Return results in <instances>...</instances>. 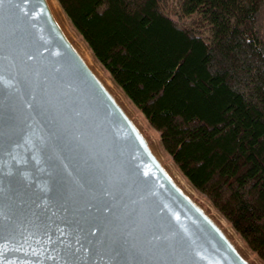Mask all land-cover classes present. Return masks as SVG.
<instances>
[{
    "label": "water",
    "instance_id": "1",
    "mask_svg": "<svg viewBox=\"0 0 264 264\" xmlns=\"http://www.w3.org/2000/svg\"><path fill=\"white\" fill-rule=\"evenodd\" d=\"M60 18L49 0H0V206L15 219L0 264H112L113 243L120 264H258ZM36 181L51 191L38 208Z\"/></svg>",
    "mask_w": 264,
    "mask_h": 264
},
{
    "label": "trees",
    "instance_id": "2",
    "mask_svg": "<svg viewBox=\"0 0 264 264\" xmlns=\"http://www.w3.org/2000/svg\"><path fill=\"white\" fill-rule=\"evenodd\" d=\"M57 1L180 172L264 262V0Z\"/></svg>",
    "mask_w": 264,
    "mask_h": 264
},
{
    "label": "rangeland",
    "instance_id": "3",
    "mask_svg": "<svg viewBox=\"0 0 264 264\" xmlns=\"http://www.w3.org/2000/svg\"><path fill=\"white\" fill-rule=\"evenodd\" d=\"M171 2V1H170ZM59 10L62 14L63 17V21H65V25L67 27V29L70 32L71 37L73 38V40L76 43H79L82 45V47L90 54L89 57L91 60H93L94 65H96L98 67V69L101 71V74L104 75L114 86L116 93H120L121 94V100H123V102L126 104V106L128 107V109L131 111V113L133 114V116H135L136 118H138L139 122L141 123V125L143 126V128L145 129L147 135L150 137L156 151L158 152V154L161 156V158L171 167V170L174 172V174L177 176V178H181V180L183 182L186 183L187 186L190 187L191 191L198 197L200 198L205 205L210 209V211L212 212V214L218 218L220 221H223V223L228 226V228L232 229V231L235 232V234L237 235L239 241L241 242V244L246 248V250L249 252V254L253 257H256V260L258 261V264H264V262L262 260L259 259V257L246 245V243L243 241V239L240 237V235L235 231V229L232 227V225L225 219V217L214 207V205L210 202V200L201 192H199L198 190H196L191 184L190 182L185 178V176L180 172V170L178 169V167L175 165V163L172 161L170 155L164 150V148L161 145L160 142V138H159V134L156 130H154L149 123L147 122V120L144 118V116L140 113V111L131 103V101L127 98V96L123 93V91L113 82V80L111 79L110 75L108 74V72L103 68V66L93 57L90 49L87 47V44L84 42V40L82 39V37L77 33V31L72 27L70 21L68 20V18L66 17L65 13L63 12V10L60 8L59 6ZM167 13L169 14V16L174 19L175 21H177V17L176 15H174L173 11L171 9L167 10ZM178 22H183V20H178Z\"/></svg>",
    "mask_w": 264,
    "mask_h": 264
},
{
    "label": "snow or ice",
    "instance_id": "4",
    "mask_svg": "<svg viewBox=\"0 0 264 264\" xmlns=\"http://www.w3.org/2000/svg\"><path fill=\"white\" fill-rule=\"evenodd\" d=\"M27 0H25V3ZM30 58V57H29ZM0 79H3L0 77ZM39 148L38 151H43L45 146L42 141H38ZM23 188L30 194L32 200L35 201V207H39V204L43 202V199H49L51 196V191L48 185L42 184L39 181H36L34 185L24 183ZM103 196L107 197L109 196L108 192H103ZM88 207H92V205H88ZM104 212H108L109 208L112 207L111 204H108L107 206H102ZM15 226V219L13 215L10 212H6L5 209L0 206V230H9L12 227ZM95 231V228L92 229ZM4 250L6 251L7 248L5 247ZM123 249L119 246L118 243H113L111 252L112 255L110 259L112 260V264H120V261L118 257L120 256Z\"/></svg>",
    "mask_w": 264,
    "mask_h": 264
},
{
    "label": "bare ground",
    "instance_id": "5",
    "mask_svg": "<svg viewBox=\"0 0 264 264\" xmlns=\"http://www.w3.org/2000/svg\"><path fill=\"white\" fill-rule=\"evenodd\" d=\"M49 1L51 3L52 7L54 8V10L59 14V16H61L60 20L62 21L63 17H62L60 10H59V5H58L57 1L56 0H49ZM87 57H88V60L90 61L91 59H90L89 55H87Z\"/></svg>",
    "mask_w": 264,
    "mask_h": 264
}]
</instances>
